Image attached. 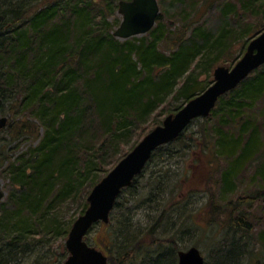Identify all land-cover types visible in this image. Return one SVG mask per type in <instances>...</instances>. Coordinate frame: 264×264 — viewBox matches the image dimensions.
<instances>
[{"label": "trees", "instance_id": "1", "mask_svg": "<svg viewBox=\"0 0 264 264\" xmlns=\"http://www.w3.org/2000/svg\"><path fill=\"white\" fill-rule=\"evenodd\" d=\"M119 1L0 0V118L9 119L0 137H11L0 145V168L6 167L13 189L0 201V264H25L38 250L34 239L61 235L56 204L75 200L88 187L87 209V196L110 171L91 178L97 169L115 155L113 168L162 122L159 113L169 101L176 106L166 116L210 86L217 64L239 58V48H247L246 42L240 46L243 38L251 41L264 31V0H161L177 6V15L170 20L161 13L150 33L121 40L114 35L119 21L109 20ZM200 1L206 6L198 8ZM211 3L222 19L216 30L200 23ZM179 14L184 21L178 29ZM21 139L36 145L17 157L13 148L6 151ZM177 156L186 164L174 174L170 161ZM255 163L254 179L264 184V66L223 96L209 117L158 148L123 190L119 198L138 190L127 202L147 199L158 216L123 234L115 264H178L180 238L191 232L187 222L194 217L183 208L199 191L207 194L208 224L217 235V251L206 264H264V244L249 250V199L218 205L199 184L214 180L216 189L235 194ZM151 164L159 169L141 186ZM119 198L114 211L127 205ZM148 236L157 245L151 251L145 250Z\"/></svg>", "mask_w": 264, "mask_h": 264}, {"label": "rangeland", "instance_id": "2", "mask_svg": "<svg viewBox=\"0 0 264 264\" xmlns=\"http://www.w3.org/2000/svg\"><path fill=\"white\" fill-rule=\"evenodd\" d=\"M159 1L161 13L164 15V17H168L170 20L173 15H177L178 7H173L169 1L165 3H161V0ZM42 2V1H41ZM189 3V0H188ZM203 4V5H202ZM206 3H203V1H200L197 4L198 8H201V6H206ZM219 6L218 4L211 3V7L208 12H206L205 16L202 18V21L200 23L204 25L205 27H209L211 30H216L218 26L221 23V17L219 14ZM179 17H175V26L181 28L180 25H182L183 20L181 21V15H178ZM188 17V16H187ZM110 22L113 24L116 23V21H119V24L122 21V16L119 14L118 9L114 12L113 15L110 16ZM174 22V21H172ZM250 23L254 22V20H249ZM119 24L116 25L115 30L119 26ZM180 26V27H179ZM138 36V38L144 37ZM245 37V36H244ZM246 42L248 45L250 43V40L247 41V38H243V40L240 43V46L243 45V43ZM163 47H166L165 44H162ZM246 50L239 48V58L235 62H228L223 64L224 62H221L215 66H226V67H233L241 57H243ZM214 68V70H215ZM214 70L210 74V82L214 80ZM204 81V77L201 79ZM211 82V84H212ZM210 84V85H211ZM175 103V102H174ZM171 101H169L168 104H166L162 109L163 111H160L159 113V119H163L166 115V112L169 108L172 106H176V103L174 104ZM163 115L161 116V114ZM22 115L19 114V117ZM18 117V118H19ZM16 128V127H15ZM198 126L195 127L197 130ZM148 132V131H147ZM143 138V137H142ZM11 141V137H7V132H4V134L0 137V145H7ZM32 140H23L21 139L18 142H14L10 145H8V148L6 151H9V149L13 148L10 152L11 155L14 154L15 157L19 155L22 152H26L30 146H35L36 143L32 144ZM18 146V148H16ZM130 147V146H129ZM129 147H123L124 150H128ZM130 152V151H129ZM128 152V153H129ZM127 155V154H126ZM115 158V155H111L109 159L101 165L97 171L92 175L91 178H101L103 175H105V171L112 170L111 161ZM171 163V169L175 173H179L183 170V165L186 163L183 161L180 156H177L176 158L172 159L170 161ZM207 163V162H205ZM167 164V162H166ZM257 163L253 166V168L247 170L243 176L242 184L238 183L237 190L235 194H224L222 191H219L215 188V181H208L205 184H201L200 187L208 188L209 195L214 196V199L216 201V204L223 205L224 203H227V201L235 199V197H242L245 198V200L249 199L250 207L247 209L246 215L248 216L249 223L251 227H253L252 232V238L249 237L245 242L250 239V242H248L249 250L254 249V252H258L261 249V245L264 244V242L259 241L260 234H262V231H264V184L260 182L259 180L254 179ZM162 166V164H160ZM4 168H0V181L3 185V190L6 193V198L12 192V186L10 185V180L7 178V175L4 173ZM205 168V166H204ZM159 169V165L157 164H151L147 171L146 178L140 179L142 182V185H145L147 182V177L152 174L156 173V171ZM101 170V171H98ZM109 171V172H110ZM108 172V173H109ZM208 173V170L205 171L204 178H206ZM171 174V173H170ZM107 175V174H106ZM105 175V176H106ZM104 176V177H105ZM218 177V176H217ZM198 180V178L196 179ZM140 186V187H141ZM88 190V187H85L80 197H77L75 200L68 201L62 204H56L55 207L57 208V213L59 214V222L63 226V232L68 228L66 233H61V235L56 234H42L41 237H37L33 240V243H35V247L38 249L31 257H29L25 264H65L67 258H68V251L66 249V241L69 235V232L71 230V227L73 223L85 213L87 210L84 207L83 197L84 192ZM137 192V193H136ZM201 192V191H199ZM196 194L194 197L191 198V204L190 206H187L183 208L184 212L187 211L186 214L192 213L194 217H191L192 219H189V222H187V225H191V232L187 234L185 231V235L181 236L179 247L181 250H186L192 246H195L197 244V248L200 249L202 254L205 257V260L211 262L212 258L214 257L213 252H216L217 247L213 243V238L216 237V233L214 232L215 227L209 226L208 221L211 218L209 208L205 207V203L207 202V194L205 193H199ZM130 193H136L138 195V190L133 192H126L122 195L121 198H119V202L126 203L128 198L133 197L132 194L130 196ZM6 198L1 201L5 202ZM88 198V196H87ZM86 198V201H87ZM134 198V197H133ZM87 203V202H86ZM88 204V203H87ZM127 205L124 206L123 209L121 207L111 214V221L109 224H97L95 225L92 230L89 232L86 240L89 245L91 246H98V248H102L105 250L109 256L110 261H113L112 264L116 263V259L120 256L119 253V245L122 241L123 234L126 236L125 232H133L136 233L138 229H144L149 224H153L155 220L157 219L158 213L155 210L154 204L147 199H135L134 201H131L130 203H126ZM62 205V206H59ZM88 208V205H87ZM86 209V210H85ZM120 227V229H119ZM165 232L161 233V236L165 235ZM210 236V238H208ZM160 237V236H159ZM38 240H41L40 245ZM153 240V237L148 236L147 241L150 243L147 247H145V250L151 251L156 249L155 247L157 245L151 244V241ZM195 244V245H194ZM213 251V252H212ZM67 252V253H66ZM251 257V256H250ZM249 261V259H248ZM247 261V262H248ZM251 262H254L251 260Z\"/></svg>", "mask_w": 264, "mask_h": 264}, {"label": "water", "instance_id": "3", "mask_svg": "<svg viewBox=\"0 0 264 264\" xmlns=\"http://www.w3.org/2000/svg\"><path fill=\"white\" fill-rule=\"evenodd\" d=\"M119 13L123 20L116 30L119 39H130L149 33L160 14L158 0L122 1ZM5 17L0 15V27ZM264 65V31L248 45L243 57L231 68L218 66L214 81L202 94L190 100L179 112L168 116L162 125L152 129L142 140L92 189L88 208L72 225L66 248L65 264H108V257L86 237L98 223L108 224L122 191L130 187L160 147L176 141L184 130L198 118H207L219 99L238 88L249 76ZM8 117L0 118V134L8 125ZM4 191L0 182V201ZM178 264H206L201 251L193 246L178 252Z\"/></svg>", "mask_w": 264, "mask_h": 264}, {"label": "bare ground", "instance_id": "4", "mask_svg": "<svg viewBox=\"0 0 264 264\" xmlns=\"http://www.w3.org/2000/svg\"><path fill=\"white\" fill-rule=\"evenodd\" d=\"M122 1H131V0H120V1L117 3L118 12H119V6H120V3H121ZM119 14H120V13H119ZM120 15H121V14H120ZM121 16H122V15H121ZM109 19H110V17H109ZM122 20H123V17H122ZM121 22H122V21H121ZM120 25H121V23L119 24V26L117 27V29L120 27ZM117 29H116V30H117ZM202 93H203V92H201L200 94H202ZM200 94H197L196 96H198V95H200ZM196 96H194L193 98H195ZM193 98H191L190 100H192ZM221 98H222V97H221ZM221 98H220V99H221ZM220 99H219V100H220ZM190 100H189V101H190ZM189 101H187V102L183 105V107H184ZM183 107H182V108H183ZM182 108H180L177 112H179ZM177 112L165 116V117L162 119V122H161L158 126L162 125L163 122H164V120H165L168 116H170V115H174V114H176ZM1 118H2V117H1ZM198 119H200V118H198ZM189 126H190V125H189ZM189 126H188V127H189ZM188 127H187V128H188ZM187 128H186L185 130H187ZM185 130H184V131H185ZM180 136H181V135H180ZM180 136H179V137H180ZM125 156H126V155H125ZM125 156H124V157H125ZM124 157H123V158H124ZM123 158H122V159H123ZM122 159H121V160H122ZM121 160H120V161H121ZM120 161H119V162H120ZM119 162H118V163H119ZM118 163H117V164H118ZM117 164H115V166H116ZM248 170H249V169H248ZM245 172H247V171H244V173H245ZM0 182H1V181H0ZM1 184H2V183H1ZM2 186H3V185H2ZM3 191H4V190H3ZM5 198H6V193L4 192V199H5ZM4 199H3V200H4ZM3 200H1V201H3ZM86 241H87V240H86ZM87 243H88V242H87ZM198 249H199V248H198ZM101 250H102V251L105 253V255L108 257V262H110L111 259H110L109 254H108L105 250H103L102 248H101ZM199 250H200V249H199ZM201 253H202V252H201Z\"/></svg>", "mask_w": 264, "mask_h": 264}]
</instances>
